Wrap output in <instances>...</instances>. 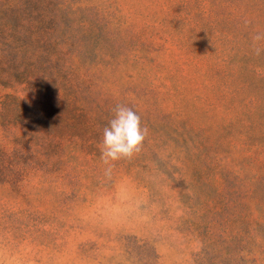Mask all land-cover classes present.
Listing matches in <instances>:
<instances>
[{
  "label": "rangeland",
  "instance_id": "1",
  "mask_svg": "<svg viewBox=\"0 0 264 264\" xmlns=\"http://www.w3.org/2000/svg\"><path fill=\"white\" fill-rule=\"evenodd\" d=\"M257 32L264 0H0V264H264ZM117 104L148 135L106 174Z\"/></svg>",
  "mask_w": 264,
  "mask_h": 264
},
{
  "label": "clouds",
  "instance_id": "2",
  "mask_svg": "<svg viewBox=\"0 0 264 264\" xmlns=\"http://www.w3.org/2000/svg\"><path fill=\"white\" fill-rule=\"evenodd\" d=\"M248 23V22H246ZM264 40V32L252 36V52L259 57L264 54V47L259 42ZM113 118L103 129L100 146L101 160L109 167L105 170L110 174L112 162L121 159H132L143 147L148 130L141 126V117L132 108L117 104L113 109Z\"/></svg>",
  "mask_w": 264,
  "mask_h": 264
}]
</instances>
